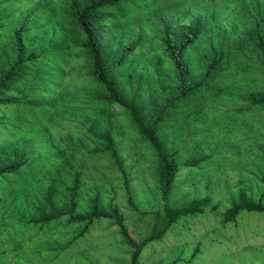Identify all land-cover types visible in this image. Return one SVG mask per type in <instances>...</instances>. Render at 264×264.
<instances>
[{
  "label": "rangeland",
  "instance_id": "obj_1",
  "mask_svg": "<svg viewBox=\"0 0 264 264\" xmlns=\"http://www.w3.org/2000/svg\"><path fill=\"white\" fill-rule=\"evenodd\" d=\"M178 1L182 4L177 5L176 10L165 6L156 10L148 25L146 19L136 17V12L130 10L138 20L133 24L134 29L145 30L149 26L151 30H146L149 33L144 36L151 40L163 22L169 23L172 29L194 20H201L207 29L218 23L228 26L225 15H231L236 7L232 0ZM5 39V29L1 28L0 46H5ZM68 39L69 49L78 53L79 59L74 60L84 65L77 39L72 34ZM205 45L204 40H197L185 51L186 62L193 73L204 68L199 49ZM158 49L157 40H153L152 47L143 48L135 60L140 69L159 60L160 52L150 57V53ZM255 57L256 54L253 61ZM67 65L61 77L57 71L51 79L52 83L57 82L54 85L58 98L65 101L58 106L62 114L56 121L61 120V123L48 121L47 137L42 135L39 126L47 120L48 112H35L34 116L30 109L25 115L26 107L20 105L19 115L11 103L0 107V156L7 160H24L20 173L12 172L6 176L11 180L0 182V264H130L132 249L109 218L94 219L87 232L76 239L73 237L83 227V222H68L67 216L43 224L27 222L36 212L35 191L40 192L55 181L64 188L63 193L59 190L58 194L68 198L66 185L71 178L64 168L55 171L60 159L57 147H52L53 151L48 154L46 144L65 138L86 140L95 145L94 135L88 129L94 117L98 121L94 132L111 128L125 177L107 152L88 153L81 149L76 161L79 160L77 166L84 170L77 167L81 176L75 214L88 211L95 198L100 209L116 204L130 234L139 242L153 231L155 224L156 230L162 227L165 207L176 208L194 199L207 198L203 212L180 216L161 238L148 241L140 252L139 264H264V211L243 209L233 221L222 222L223 212L237 201L240 191L264 204V105L251 104L244 99L249 91H264V64L263 70L248 68L238 77L232 71L219 74L217 79L190 91L177 99L175 106L165 110L157 133L178 166L165 198L159 189L154 149L135 130L129 117L125 118L118 105L110 108L113 117L101 111L96 114L94 108L85 105L69 106L84 104L89 100L86 94L90 90L83 89L86 87L85 69L77 70L80 66L74 61L68 60ZM26 70L24 77L16 82L17 86L9 90L10 95L20 96L21 84L31 82L32 68L29 66ZM144 95L140 91L134 98L148 115L150 103ZM14 106L19 108V105ZM22 114L26 121L20 117ZM68 114L70 118H66ZM35 117L42 121L27 122ZM15 143L21 144L23 153L14 147ZM62 175L65 181H60ZM26 178L32 182L29 196L26 197L23 190L18 202L8 196V192L4 194L18 181H27ZM20 189L18 185L17 190ZM196 248L198 252L192 258Z\"/></svg>",
  "mask_w": 264,
  "mask_h": 264
},
{
  "label": "trees",
  "instance_id": "obj_2",
  "mask_svg": "<svg viewBox=\"0 0 264 264\" xmlns=\"http://www.w3.org/2000/svg\"><path fill=\"white\" fill-rule=\"evenodd\" d=\"M159 1L161 0H0V29L4 28L6 32L5 46H0V107L11 103L19 115L20 105L26 107L23 112L25 115L30 109L34 116L35 112H48L47 120L39 126V130L43 131L42 135L47 137L48 121L57 125L61 123V120L56 121V117L62 114L59 107L64 105L65 101L58 98L55 88L57 82L52 83L51 79L53 80L57 71L61 77L68 66L67 61H74L80 66L77 70L85 69L86 87L83 89H89L90 93L86 94L89 100L84 104L69 106L85 105L84 107L94 108L96 114L101 111L113 117L110 108L118 105L125 118L129 117L135 130L154 149L158 160L159 189L162 198H165L170 193L178 166L172 155L163 147L157 133L158 123L165 110L175 106L177 99L207 85L209 80L217 79V75H226L227 71H232L238 77L245 69H262L264 0H232L236 7L231 15H225L228 26L218 23L207 29L201 20H194L172 29L169 23L163 22L156 37L153 36L150 40L144 36L149 33L150 27L147 26L145 30L139 27L135 30L133 24L137 19L134 18L133 12L131 14L129 11L133 10L136 17L146 19L144 21L148 25L149 18L156 10L163 6L176 10L177 5L182 4L178 0H163L161 3ZM172 1H175V4L172 5ZM71 34L77 39V46L83 53L84 65L77 61L78 53L69 49L67 41ZM153 40H157L160 49L158 52L152 51L150 57L160 52L159 60L151 63L150 67L143 65L140 69L138 61H135L136 57L140 56L143 48L152 47ZM197 40H204L206 43L199 49L203 58L199 60L204 68L193 73L188 61L186 62L185 51ZM29 66L32 68L31 82L21 84L23 88L19 92L20 96L17 93L10 95L9 90L17 86L16 82L24 77ZM140 91L145 94L151 105L148 115L134 98ZM244 99L251 104L263 106L264 91H249ZM14 104L19 105V108ZM23 114L20 116L22 119ZM70 117L68 114L66 118ZM40 121L42 120L36 117L27 120L31 124ZM97 122L94 117L93 125L88 127L94 135L93 146L86 140L65 138L57 139L56 143L50 140V144H46L45 151L48 154L53 151L52 147H57L60 159L55 171L64 168L71 178L66 185L68 198L66 200L58 194L59 190L63 193L64 188H60L55 181L46 189L35 191L36 212L27 222L43 224L67 216L68 222H83V227L73 237L76 239L87 232L94 219L109 218L118 226L123 241L132 249L130 264H139L140 252L148 241L161 238L170 224L180 216L203 212L208 199H194L176 208L165 207V221L162 222V227L156 230L155 224L153 231L139 242L130 234L123 214L116 204H111L109 209H100L95 198L88 211L75 214L81 171L84 170L77 166L79 160L76 161V154L81 152V149L88 153L107 152L125 177L111 128L106 127L103 132H94ZM20 145L15 143L14 147L23 153V147ZM5 151L6 149L1 153ZM23 164V159L7 160L0 156V182L11 180L6 176L13 174L12 172L20 173ZM77 167L81 168V171ZM62 177L64 176H61L60 181H65ZM26 180L22 183L18 181L17 185L3 193L8 192V196L19 202L23 190L26 197L30 194L32 182L28 181V178ZM18 185L20 190H17ZM243 209L260 212L264 211V204L253 201L244 191H240L237 201L223 212L222 222L233 221ZM197 249L193 251L192 258L198 252Z\"/></svg>",
  "mask_w": 264,
  "mask_h": 264
}]
</instances>
